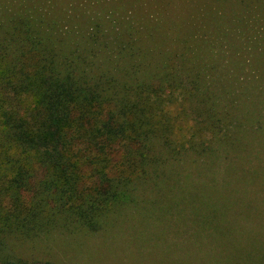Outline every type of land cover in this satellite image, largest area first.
<instances>
[{
  "label": "trees",
  "instance_id": "trees-1",
  "mask_svg": "<svg viewBox=\"0 0 264 264\" xmlns=\"http://www.w3.org/2000/svg\"><path fill=\"white\" fill-rule=\"evenodd\" d=\"M82 3L0 0L1 233H95L145 186L179 217L172 167L264 133L261 62L242 80L243 62L211 61L193 29L144 47L133 18Z\"/></svg>",
  "mask_w": 264,
  "mask_h": 264
},
{
  "label": "rangeland",
  "instance_id": "rangeland-1",
  "mask_svg": "<svg viewBox=\"0 0 264 264\" xmlns=\"http://www.w3.org/2000/svg\"><path fill=\"white\" fill-rule=\"evenodd\" d=\"M92 1L97 11L133 18L144 47H172L193 29L203 47L215 51L211 61L243 62L245 70L232 72L242 80L251 75L250 63L264 66V0ZM217 29L240 38L220 40ZM232 45L238 57L229 53ZM254 129L239 135L237 147L185 158L169 170L174 182L166 194L176 198L179 217L150 200L145 186L139 205L123 208L95 233L74 226L0 232V264H264V133Z\"/></svg>",
  "mask_w": 264,
  "mask_h": 264
}]
</instances>
